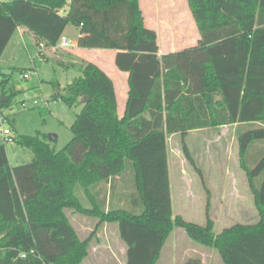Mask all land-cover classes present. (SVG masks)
<instances>
[{"label":"trees","instance_id":"obj_1","mask_svg":"<svg viewBox=\"0 0 264 264\" xmlns=\"http://www.w3.org/2000/svg\"><path fill=\"white\" fill-rule=\"evenodd\" d=\"M187 3L200 40L159 56L139 0H0V58L18 27L45 49L56 47L71 25L79 31L78 48L115 51L116 69L129 75L122 116L112 80L93 63L63 91L55 85L54 100L81 106L61 150L38 136H17L14 143L33 158L11 166L0 144V264H81L105 223L118 226L125 264H157L174 228L214 249L223 264H264V0ZM17 92L0 73V110ZM229 125L236 126L259 220L215 234L209 201L203 226L173 217L166 138L179 134L193 164L186 134ZM115 188L116 205L109 202ZM66 210L98 221L87 239H79ZM181 264L203 262L189 257Z\"/></svg>","mask_w":264,"mask_h":264},{"label":"rangeland","instance_id":"obj_2","mask_svg":"<svg viewBox=\"0 0 264 264\" xmlns=\"http://www.w3.org/2000/svg\"><path fill=\"white\" fill-rule=\"evenodd\" d=\"M149 2V0H141L147 20L151 12ZM157 10L161 13V18L166 19L162 22L163 37L164 34H169L172 25L174 27L172 32L177 35L175 43L184 45L192 42L193 28L190 14L188 15L190 10L187 0H158ZM78 34L76 27L68 25L64 36L72 45L67 49L54 47L53 50L51 48L49 51L43 50L42 54L48 57L46 59L38 54L40 48L36 45L33 36L25 34L20 37L17 32L14 34L8 49L0 58V73L8 75L10 83L17 85L19 91L12 98L9 107L2 110L3 115L8 117L3 127L11 130L12 138L38 136L47 140L55 151L61 150L71 140L70 127L80 113L81 106L69 107L60 100H54L52 95L57 90L55 85L57 84L59 90L63 91L73 79L81 75V67L90 61L110 71L107 68L110 55L113 54L112 51H106L101 55L100 50L86 51L88 58L81 55L82 53L76 54L72 47ZM181 36H185V40L189 42L183 43ZM180 45L178 48H181ZM98 59L103 62V67L97 63ZM112 65H114L113 59ZM23 70L31 73L29 79H23ZM109 71L107 74L113 77ZM184 142L193 164L184 155L179 134H173L167 142L173 217L179 215L185 221L203 226L206 223V207L209 201L208 214L215 234L235 224L257 223L259 216L253 200L250 204L248 199L243 201L235 197V194L238 195L237 192L248 195V191L244 190L248 182L240 166L236 126L193 130L186 134ZM5 149L11 166L27 164L33 158L29 149L15 143L5 145ZM129 174L130 172H127L125 179H129ZM263 176L264 172L259 179ZM132 181L131 174V185ZM120 191L122 190L117 188V193H121ZM78 196L82 197L83 205L88 207V202L83 198L81 191H78ZM117 198L115 188L109 199L110 204L116 205ZM122 205L124 204L120 203V206ZM65 213L81 240L86 239L93 232L95 220L78 216L93 223L85 225V222H77L76 224L74 216H71L67 210ZM245 219L246 223H244ZM97 233L100 238L96 237L95 233L90 241L91 247L98 244L99 240L111 254L88 253L87 259L82 264H102L101 262L120 264L123 244L119 239L117 224L107 225L105 229L97 230ZM104 247L99 249L104 250ZM188 257H203L206 264H222L214 249L200 246L182 229L174 228L157 264H181Z\"/></svg>","mask_w":264,"mask_h":264},{"label":"crops","instance_id":"obj_3","mask_svg":"<svg viewBox=\"0 0 264 264\" xmlns=\"http://www.w3.org/2000/svg\"><path fill=\"white\" fill-rule=\"evenodd\" d=\"M149 1H150L149 2V7H150V10H151V12H149V14H148V19L149 20H147L145 18L146 15H145V13L143 11V8H142V5H141V0H139V6H140V9L142 11V15H143V18H144V25H145V27L148 28V29H151V30L155 31V33H156V36H157V45H158V48H159V52H158V55L159 56L164 55V54H168V53H172V52H175V51H179L180 49L181 50L182 49H186V47L187 48H190V47H194V46L197 45L198 41L200 40V36H199V33H198V30H197L196 24H195V22H194V20L192 18V15H191L190 11L188 12V15L190 14L189 16H190V19H191V22H192L191 26L193 28L192 29L193 32H192L191 35L193 36V39H192V42L191 43H186V42H189V41H186L187 39L185 40V38H186L185 36L184 37L181 36L182 37V40H183L182 42L183 43H186V44L182 45L181 43H177V42L175 43V41L177 40L176 39L177 38V35H176L175 32H172L173 29H174V27L172 25L170 26V29H169L170 32H169V34L168 35L164 34V37H163V34H162V30H163L162 22H165L166 19L164 17H163L164 19H162L161 16H160L161 13L159 12V10H157V8H158V0H156V3H155V0H154V2H153V0H149ZM68 5H69V2L65 6L64 9L60 10V14H65L66 13V11L68 9ZM65 30H66V28H65ZM65 30L63 32V35L65 33ZM16 32L18 34H20V37L22 35H25V34H29V35L32 36V34L27 29L22 28V27H18L17 30H16ZM14 34H13V36H14ZM13 36H12V38H13ZM12 38L10 39V41H9L7 47L5 48L3 54L8 49ZM77 38H78V36H77ZM71 45L72 44H70V46ZM179 45L181 46V48H178ZM73 46L74 47H72V48H74V52L76 54L79 55V54L82 53L81 55L86 56V57H87L86 51L100 50L99 52H102L101 55L103 54V52L111 51V50H101V49H81V48H78L77 47V39H76V42L73 44ZM51 49L53 50L55 48H51ZM44 50L45 51H49L50 48H45ZM112 53L113 54L110 55V61H109L108 68H107V69H110V71L109 70H105L104 68H100L99 66L98 67L100 69H102L106 74L108 73L107 71H109L113 75V77H112L109 74H107L109 76V78L112 80L113 85H114V89H115V93H116V98H117V112H118V115L119 116H122L123 113H124L125 106H126V102H127V98H128V91H129V87H128V76L129 75H128V73L121 72V71L117 70L116 67H115V65H112V59L114 61L115 51H112ZM43 56L45 58H48L47 56H45L44 53H43ZM88 61H90V60H88ZM90 62H92V61H90ZM92 63H94V62H92ZM97 63H100L102 65V67H103V62L100 59L97 60ZM119 111H121V113ZM172 135L173 134L167 136V138H166L167 139V142H168L169 137H171ZM167 153H168V172H169V157L170 156H169L168 145H167ZM169 184H170V174H169ZM244 190L248 191V195H246L245 193H243L245 195L244 196L241 192H237L238 195L235 194V197H237L238 200L240 199V200H243V201H244V199H248L249 203L251 204V200H253V197H252V193H251L248 185H245ZM67 211L70 212V215L71 216H74L75 221H76V224H77V222H82V223L85 222V225H87L88 223H93L91 221L89 222L86 219H80L78 216L87 218L89 220H95V222H96L95 223V226H96V224L98 222L94 218H90V217H87V216H83V215L74 213L72 210H67ZM238 213H239V211H238ZM244 223H246V219H245ZM107 225H113V224H106L105 223V224H103L98 229V231L101 230V229L102 230L105 229L107 227ZM95 226H94V228H95ZM98 234L99 233H97L96 237L98 236ZM88 237H89V235H88ZM98 238H100V237L98 236ZM79 239L81 240V238H79ZM83 240H85V239H83ZM97 243L98 244H96L93 248L91 247L92 246V243L90 244L88 253H90V254L93 253L94 254L95 252H98L100 254V253H103V252H107L108 254H111L109 251H107V248L104 247L105 245L104 244H101V242H99V240L97 241ZM102 247H104L105 249L104 250L103 249H99V248H102ZM124 247H125V249H124ZM125 251H126V246L123 244L122 245V255H121L122 256V262H120V264H125ZM161 253H162V251H161ZM160 257H161V255H160ZM219 258H220V256H219ZM85 259H87V258H85ZM84 260L82 261V263L84 262ZM159 260H158V262H159ZM201 260H202L203 264H206V261L204 260L203 257H201ZM220 261H221V258H220ZM101 263L103 264V262H101ZM221 263H222V261H221Z\"/></svg>","mask_w":264,"mask_h":264},{"label":"built area","instance_id":"obj_4","mask_svg":"<svg viewBox=\"0 0 264 264\" xmlns=\"http://www.w3.org/2000/svg\"><path fill=\"white\" fill-rule=\"evenodd\" d=\"M70 46V41L66 39L64 35H62L58 41L57 48L59 49H67ZM40 48V51L44 50V45L40 44L38 46ZM55 47V48H56ZM23 79H29L31 77V73L26 71L22 75ZM7 116L3 115L2 110L0 111V144L7 145L14 143V138L11 137V130L6 129L3 127L4 122H7ZM23 258L24 255H21Z\"/></svg>","mask_w":264,"mask_h":264},{"label":"water","instance_id":"obj_5","mask_svg":"<svg viewBox=\"0 0 264 264\" xmlns=\"http://www.w3.org/2000/svg\"><path fill=\"white\" fill-rule=\"evenodd\" d=\"M89 101L88 97L83 95V99L80 100V104L84 105V104H87ZM51 139V138H50Z\"/></svg>","mask_w":264,"mask_h":264}]
</instances>
